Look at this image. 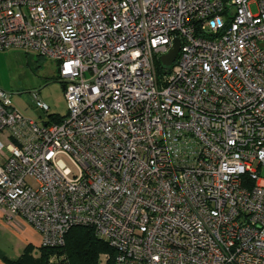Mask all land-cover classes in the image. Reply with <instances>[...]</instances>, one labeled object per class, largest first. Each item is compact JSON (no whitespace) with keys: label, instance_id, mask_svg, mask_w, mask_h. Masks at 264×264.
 Segmentation results:
<instances>
[{"label":"built area","instance_id":"obj_1","mask_svg":"<svg viewBox=\"0 0 264 264\" xmlns=\"http://www.w3.org/2000/svg\"><path fill=\"white\" fill-rule=\"evenodd\" d=\"M10 49L57 61L67 111L0 88L9 226L90 227L116 264H264V0H0Z\"/></svg>","mask_w":264,"mask_h":264},{"label":"rangeland","instance_id":"obj_2","mask_svg":"<svg viewBox=\"0 0 264 264\" xmlns=\"http://www.w3.org/2000/svg\"><path fill=\"white\" fill-rule=\"evenodd\" d=\"M251 9L255 11L254 4L251 5ZM85 76L89 78L90 74L86 73ZM0 88L9 94L13 107L37 122L48 120L47 114L52 113L57 116L66 114L57 61L42 57L34 51L20 49L0 51ZM35 98L45 102L49 110L44 112L38 109ZM49 123H53V120ZM260 176L264 178V170L261 171ZM24 248L21 252V249L16 248V253L21 255ZM32 250L31 256L38 258L39 247L32 246ZM105 258V254L100 256V264H104Z\"/></svg>","mask_w":264,"mask_h":264},{"label":"trees","instance_id":"obj_3","mask_svg":"<svg viewBox=\"0 0 264 264\" xmlns=\"http://www.w3.org/2000/svg\"><path fill=\"white\" fill-rule=\"evenodd\" d=\"M157 69H161L160 60L156 62ZM50 120L60 122L64 116L47 114ZM52 122V121H51ZM40 256H31L32 246L27 245L17 258H3L5 264H100V256L106 255L104 264H116L115 251L103 239L96 236L94 230L87 226H73L65 234L64 244L58 247H39Z\"/></svg>","mask_w":264,"mask_h":264},{"label":"crops","instance_id":"obj_4","mask_svg":"<svg viewBox=\"0 0 264 264\" xmlns=\"http://www.w3.org/2000/svg\"><path fill=\"white\" fill-rule=\"evenodd\" d=\"M16 221L18 225L11 227L0 218V264H5L3 258H17L20 254L16 253V248L21 249V252L27 245L40 247L39 231L22 218H17Z\"/></svg>","mask_w":264,"mask_h":264},{"label":"water","instance_id":"obj_5","mask_svg":"<svg viewBox=\"0 0 264 264\" xmlns=\"http://www.w3.org/2000/svg\"><path fill=\"white\" fill-rule=\"evenodd\" d=\"M179 47H180V40L178 38H175L173 41V45H172L171 49L169 50V52L167 54L161 56V62L164 65L172 64L178 55ZM63 87H64V85L62 83V89H63Z\"/></svg>","mask_w":264,"mask_h":264}]
</instances>
